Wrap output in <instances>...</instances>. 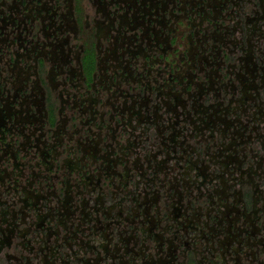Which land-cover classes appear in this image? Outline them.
<instances>
[{"label":"flooded vegetation","instance_id":"1","mask_svg":"<svg viewBox=\"0 0 264 264\" xmlns=\"http://www.w3.org/2000/svg\"><path fill=\"white\" fill-rule=\"evenodd\" d=\"M77 6L84 18L76 16ZM249 6L254 10H245ZM261 25L264 28V0H0V162L10 168L0 170V224L4 225L0 234H8L7 242L12 236L21 239L24 254L15 258L17 264H24V259L30 262V257L39 264H201L197 247L202 246L207 264H230L233 259L244 264L250 247L263 245L255 258L264 253V222L259 223L264 205L257 206L256 191L248 187L246 201L240 200L244 212L236 214V196L225 195L229 187L239 185L241 174L234 176L239 166L250 157L253 163L258 156L240 149L242 164L234 163L238 147L252 143L249 133L260 126L255 124L264 112L259 117L253 113L242 123L238 107L233 115L220 103L219 109L206 104L198 112L193 102V115L181 109L178 121L175 108L180 104L184 109L180 98L192 96L195 82L193 77L177 78L178 63L172 64L177 56L183 59L188 52L199 53V61L210 68L211 56H217L221 75L213 82L203 67L202 77L209 81L198 85L211 91L224 76L231 84L229 70L237 62L251 60L250 41L256 34L264 36ZM226 38L243 56L227 50ZM91 53L96 67L85 81L84 64ZM256 62L264 74V62L257 58ZM240 69L248 73L242 65ZM178 83L183 84L182 92L174 93ZM60 84V93L52 99V91ZM249 101L260 111L264 106L259 92ZM64 110L66 119L60 117ZM218 111L224 121L219 120ZM165 114L169 119H163ZM69 121L71 133L84 128V141L71 145ZM160 122L174 128L169 136L163 135ZM113 123L120 135H129L125 143L116 140L119 135ZM189 126L190 137L209 131L211 141L222 146L216 162L208 158L214 163L209 166L216 168L210 180L203 173L209 167L204 144V149L194 147L191 152L188 145L181 150L175 147L179 135L187 140ZM134 131L139 135L132 142ZM254 138L264 146V125ZM63 150L67 157L60 161ZM178 152L189 157L183 158L182 165ZM141 153L145 161L137 156ZM171 160L175 174L162 177ZM255 162L260 167L263 157ZM247 173L250 178L257 176L251 167ZM166 184L169 188L161 205ZM169 191L179 193L176 201ZM187 197L205 198L208 205L184 204ZM54 198L59 201L48 206ZM33 209L38 212L32 214ZM48 219L62 227L60 231H51ZM33 226L40 228L44 238H27ZM52 236L55 241L49 244ZM252 239L259 244L250 243Z\"/></svg>","mask_w":264,"mask_h":264},{"label":"rangeland","instance_id":"2","mask_svg":"<svg viewBox=\"0 0 264 264\" xmlns=\"http://www.w3.org/2000/svg\"><path fill=\"white\" fill-rule=\"evenodd\" d=\"M254 8H255L254 6H252V7L249 6V7H245V10L247 9V11L248 10L251 11L252 9L254 10ZM74 11H76L75 12L76 16L80 17V15H81L83 17L79 6H77ZM242 12H243V10H242ZM80 23H82V21ZM81 25L83 26V23ZM205 25H207V23H205ZM261 27L264 30L262 25L260 26V28ZM210 30H211L210 31V34H211L213 30H212V28ZM224 31H223V33H224L223 35H225ZM240 34H242V32L239 33V38H238L239 40H240V37H241ZM230 40H232V39L231 38L227 39V50L229 52H232L234 50L236 52L235 55H237L238 57L243 56L241 53L239 54V52H238L239 50H237L238 46L234 47V45L232 44V41H230ZM250 46H251V49H252V56H250L251 60L248 63H245V61L237 62L236 68H231L229 70L232 73V75H231V77H232L231 84H227L228 83V81H227L228 77L224 76L222 81L220 82V84L221 85L224 84V85H226V87H224V86L220 87V84L215 82V84L213 83L214 85H212L213 88L211 89V91H206V88L201 90V88L198 85V83L199 82L201 83L203 81H206L208 83V81H209V79L207 77L206 78L202 77V73H203L202 68L203 67H204V69L206 71L205 73L208 72L209 76L213 77L212 78L213 82L216 79H218L219 75H221V73L217 70V64H215L216 61H218V60L220 61V59H217V56H216V58L214 56H211V61H214V64H213V67H210V68L206 65L205 62L201 63L199 61V59H198V57H200L199 53L192 54V53L188 52V53L183 55V57H184L183 59H180L178 56L176 58H174L172 64L175 65V63L176 64L178 63L177 66L174 69V70H177L175 72L177 78H191V77H193V81L195 82V88H192V92H191V93H193L192 96L189 97L190 95L189 96L183 95V97L180 98V100L182 101V103L184 104L185 107L183 109L182 105H180V104L177 105V108H175L177 114L178 113L180 114L181 109H182L184 111L185 110H189L190 111V115H193V109L191 107L193 102L196 104L195 108H197L198 112L204 110L203 107L206 104L213 105L214 108H218L219 109L217 104L220 103V108H228L229 112H231V115H233V111L232 110L236 109V107H238V112L239 111L243 112V115H240V118L242 119V121H241L242 123H246L247 120L251 119V116H252L253 113H255V116H257V117H259L260 114H263L264 106L260 107L261 108V111H260L259 107H253L251 101H249V100L250 99L254 100L256 98L257 92H259V94H260V99H264V82L263 83L261 82V80L263 79V75L264 74H263L262 69H260V67H259L260 64H257V62H256V58L259 61H263L264 62V36L263 37H259L256 34L255 38L253 37L251 39ZM245 48L248 49V43H246V42H245ZM207 54H209V53H207ZM222 55H223V52H222ZM253 56H256V58H254ZM93 57L94 56L91 53L89 55L88 59L85 61V64H84V69H85L84 70V76L86 77L85 81H87L88 79H91L90 77L92 75V72L95 70L96 66H95V63L93 62V59H92ZM21 65H23L22 62L19 63V66H21ZM241 65L243 67V70L248 69V73H245L244 71H241V69H240ZM245 65H248V66L245 67ZM256 65H258V66H256ZM262 65H264V64H262ZM87 67H89L90 69L86 70ZM253 68H259V69L254 71ZM165 75L167 76L166 73H165ZM165 75H163V76H165ZM207 76H208V74H207ZM60 78L61 77L56 78L57 83L60 81ZM85 83L87 84L88 82H85ZM89 84H90V82H89ZM178 84L180 86H177L176 92L173 90L174 93H178V92L181 93L182 92V89H183L182 85L183 84L182 83H178ZM62 87H63V85L60 84V85H58L56 87V89L54 91H52V93H53V94L51 93L52 99L57 97V95L60 93ZM48 88H49V92H50V90H52L51 89L52 87L49 84H48ZM244 88H246L245 95L242 92V90ZM221 89H223V90L221 91ZM199 92L201 94H199ZM164 94H166V92H164ZM163 97H164V99H167V98H165L166 95H163ZM210 97H213L214 99H211ZM241 97H244L243 98L244 99L243 102H240V100H239V99H241ZM230 99H232V103L230 102ZM141 100H143V99H141ZM51 101H53V100H51ZM161 101L163 102V99H161ZM150 105H151V103H150ZM164 108L166 110L168 109V107H166V106H164ZM99 109H100V111L102 110L101 107ZM170 113H172V112H170ZM63 114H65V115H61L60 117L61 118L63 117L64 119H66V115L67 114L65 113V110H64ZM218 114H220V117H221L219 120L220 121H222V120L224 121L225 120L224 115L222 113H219V111H218ZM124 115H125V119H126V115H128V113L126 112V113H124ZM171 115L174 116L175 114H171ZM133 117L134 118H132V122H133L134 125H137V118L135 116H133ZM97 118L100 119V117H97ZM179 118L182 119L181 114H180V117H178V121H179ZM194 118H195V116H194ZM99 119H96V122H99ZM163 119L164 120L169 119V116L167 114H165V118L163 117ZM171 120H172L171 123H175V121H177V119H175L173 117L171 118ZM161 121H162V117H161ZM257 121H258V123H256L255 125H260V126H258L256 128V130H255V132L253 134L249 133L250 135H252V143L250 145H247V141H246V145L244 144V145L238 147L239 148L238 149V151H239L238 154L239 155H238V157H237V159H236V161L234 163L237 164V163L240 162V164H242V162H241L242 159L241 158L243 157V155H241L242 153H240L241 152L240 149H242L244 151V153H247L249 155H250V151L252 150L253 153H258V156L255 158L253 163L250 162V160H251V157H250L248 160L243 162V164H245L244 166H243V164H242V166H239L240 167V171L234 175V176L238 177L239 174H241V179H237V181L239 182V185L233 186L232 188L229 187V189L225 193V195L234 193V195L236 196L237 209H236L234 214H236L237 211L240 212V213L244 212V209L242 208L244 201L241 202L240 200L244 199L246 201L245 198H246V195L248 194L247 192H248L249 188L254 191V194H255V191H256V198H257V202H258L257 206L258 207H262L264 205V149H263L264 146H260L259 143H258V140L254 138L256 136V134L259 132V129L262 127V125H264V117L263 116L259 117L257 119ZM166 122L169 123V121H166ZM166 122H164V123H166ZM159 124H161L160 128L165 131L164 134H163L165 136H167V135L169 136L170 130L172 131V129H174V128H165L167 125L162 124V122H160ZM217 124H220V123L217 122ZM71 125H72V123L69 121V124L66 127L67 133H69L73 129V127ZM223 126H225V125H223ZM115 127L116 126L113 123L112 124V128L116 129V134L119 135L118 138L116 137V140L118 139V141L120 143H125L124 140L126 139V137L129 138V135H124V134L120 135V129L119 128H115ZM217 127L220 129V131H223V127L221 128L219 125H217ZM176 128L179 129L180 125H177ZM77 129H78V132L77 131L72 132V133L70 132V136L73 135V137H72L73 141L71 142V145H75L77 141H84L83 138L86 136V134L83 132L84 128L79 127ZM191 129H192V127L189 126V129H188L189 133L185 134L186 136H188L187 140L182 135L181 136L179 135L180 139L176 140L178 142V144L176 143L175 147L177 149H180V148H185L188 145L190 147L188 151L191 152V150H193L194 147L198 148L199 146L204 144L206 146L205 149H207V154L205 155V157H206V162H205L206 167H207V165L209 166V164L214 165L213 161L216 162V159H218V155H219L218 149H221L222 146L220 144L216 145L213 141H211V139L209 137V135H210L209 131L205 132L203 135H198L197 134L198 136L193 135L192 137H190ZM85 130H86V128H85ZM97 130L98 129L96 127H93V131H97ZM233 131L235 132L236 130H233ZM133 135L134 136L130 139V141H132V142L135 141L134 137L139 135V133L137 131H134ZM218 135H219V133H218ZM64 136L68 137V134H65ZM114 137H115V133H114ZM183 140H185V142H184L183 145H181V143H183L182 142ZM212 140H214V139H212ZM138 141L139 140H137V142ZM156 144H157V142L154 143L153 152L155 151V145ZM116 145H117V143H116ZM116 145H113V146H116ZM157 147L158 146H156V148ZM202 148L204 149V146ZM136 151H137V149H136ZM194 152H195V150H194ZM194 152H193V160L195 161L196 160L195 154L198 153V150H197V153L194 154ZM225 154H226V152H225ZM137 156L140 157L141 159H143L144 161L146 160V158H145L143 153L138 154ZM137 156L135 154V157H137ZM203 156L201 157V159L203 158ZM244 156H245V154H244ZM60 157H61L60 161L64 160L67 157V153L65 154V152L63 150L61 152V156ZM177 157L180 158V161H179L180 164L181 163L183 164V162H182L183 158H186V159L189 158L187 156H180V152H178ZM261 157H263V162H262L263 164L259 167L258 164H256L255 161L261 160ZM208 158H214V160L208 162ZM32 163H34V161L31 162V164ZM176 163L178 165V162H176ZM174 164H175L174 160H171L170 164L167 165V169H165V172L162 171V174H160V175H162V177L164 176V173L165 174L170 173V175H174L175 174L173 172ZM250 167H251V170L256 172L257 176L250 175L251 178L249 177L247 172H248V168H250ZM5 168H7L10 171L8 163H2V161H1L0 162V170L5 169ZM39 171L40 170H38L37 172H39ZM119 171H122V167L121 166H119ZM176 171H178V166L176 167ZM214 171L216 172V168L213 167V166H209L208 170H204L203 169V173L204 174L205 173L209 174L207 176L208 180L211 179V173H215ZM248 180H250V181H248ZM25 183L26 182H24V184ZM8 184H9V181H6L5 185H8ZM231 184H232V182L227 180L226 185L230 186ZM177 185H178V183H177ZM165 187H166V189L162 190V192H164V193L169 188V185L166 184ZM177 188H178L180 193H182L183 190H184V189H182L181 187H178V186H177ZM173 189L174 188H172V190ZM170 195L173 196L174 198H172V199H175V201H176L179 193H177V191H176V193L172 191V192H170ZM240 195H241V197H240ZM219 196H222V195H219ZM164 197H166V193H165V196L160 197L159 202H160L161 205L164 204V202L166 200V198H164ZM224 197L225 196H222L221 198H224ZM251 198H253V193H252V197ZM251 198H247V199H251ZM56 200L59 201L57 198H54V200L49 202L48 206L54 207L56 205L55 204ZM188 200H190V201H188ZM187 201H188V203H187ZM220 201H222V200H220ZM189 202H190V204L192 206H205V205H208V202L206 201L205 198H202L199 201H197L195 198L187 197V199L184 200V204L185 203L189 204ZM244 205H245V203H244ZM37 210L38 209H33V211H31L32 214L34 213V211L38 212ZM52 210L56 211L57 209H52ZM247 212L245 211L246 214H247ZM100 214L102 215V213H100ZM262 217H264V216L262 215ZM101 219L104 220V217L101 218ZM242 219L240 221H242ZM46 222L48 223V226L52 227L51 231H53L55 228H57L55 226L56 225L55 222H51V219H48V221H46ZM260 222H264V218H263V220L260 219L259 223ZM254 226L256 227V225H253V226H249V228L253 229ZM0 228L3 229L4 225L0 224ZM61 228L62 227H58L57 228L58 231H60ZM1 229H0V232H1ZM7 235H8L7 233L0 234V241L2 242L0 244V264H17V262L15 261V258L17 256L21 257L22 256L21 254H24V252L20 249V246H22L20 244L21 243V239L19 237L12 236V237H10V239H8L9 242H7L5 240ZM256 235L257 234H255V237L258 236V235L257 236ZM41 236L43 237V234L40 232V228L38 229L37 226H33L31 228L30 232L27 233V238L28 239H29V237H33L34 240L35 239L39 240L41 238ZM255 239H257V238H255ZM52 241H55V236L49 237L48 243L50 244ZM254 241L255 240L252 239V240H250V243H254L255 244ZM25 243H27V241H25ZM258 244L259 243H256L255 245H258ZM34 247L36 248V251L39 250L38 245H35ZM112 247L114 248L116 246L112 245ZM261 247H263L262 244H259L257 247H250V249L248 250L250 252V254H249L248 258H246L244 260V264H264V253L259 254L258 257H256V258L254 256L256 254V251L258 250V248H261ZM202 248H204V246H202ZM202 248H198L197 247V250H198L197 258L201 261V264H207L208 262L206 261V259H204L203 249ZM74 249H75V246H74ZM243 249L244 248H242L241 250H243ZM124 251H125L124 249H121V253L120 254H124ZM70 252H72V251L71 250L67 251V253H70ZM101 254H103V253H101ZM40 257H41V259H44V253H41ZM94 257H95V259L98 258L97 256H94ZM102 257L103 256H101V258ZM128 257H129V255H126L125 259H128ZM233 258H234V256H233ZM117 259L120 260L119 257ZM179 260L183 262L184 258L181 256L179 258ZM138 261H139V259H138ZM24 264H39V263H38V261H35L34 259H32V257H30V262L24 259ZM59 264H61V263H59ZM100 264H102V263L100 262ZM230 264H235L234 263V259H233L232 262H230Z\"/></svg>","mask_w":264,"mask_h":264},{"label":"trees","instance_id":"3","mask_svg":"<svg viewBox=\"0 0 264 264\" xmlns=\"http://www.w3.org/2000/svg\"><path fill=\"white\" fill-rule=\"evenodd\" d=\"M199 133V132H198ZM252 191V190H251Z\"/></svg>","mask_w":264,"mask_h":264}]
</instances>
